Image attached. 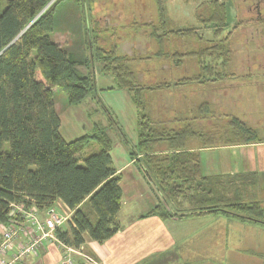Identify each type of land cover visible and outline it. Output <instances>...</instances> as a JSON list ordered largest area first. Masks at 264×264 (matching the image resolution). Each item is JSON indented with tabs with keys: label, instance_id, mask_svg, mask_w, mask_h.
Listing matches in <instances>:
<instances>
[{
	"label": "trees",
	"instance_id": "trees-1",
	"mask_svg": "<svg viewBox=\"0 0 264 264\" xmlns=\"http://www.w3.org/2000/svg\"><path fill=\"white\" fill-rule=\"evenodd\" d=\"M59 1L6 0L0 10V223L8 220L11 202L34 203L38 209H45L59 199L71 211L69 219L55 229L64 243L79 247L86 239L103 242L120 230L116 215L121 207V177L113 166L112 139L106 126L97 122L91 133L64 140L52 98V90L57 88L73 104L95 90L93 70L88 66L94 59L100 63L102 73L112 76L113 87L131 95L137 114V139L136 150H130V155H140L136 161L145 175L153 176L173 197L187 200L192 205L190 213L222 211L245 217L243 213L252 210L257 215H251L264 218L259 203L239 201V195L233 194L241 189L239 185L255 181V173L203 175L196 149L263 141L255 128L232 114L225 115L221 126L212 124L213 112L204 107L206 104L183 116H178L184 113L179 111L161 119L152 114L145 97L149 89L211 80L206 77L209 71L216 74L213 79L227 74L232 33L217 39L227 25L224 0H210L208 12L198 13L204 25H212L216 40L210 43L197 34L195 27L168 29L164 0H153L156 21H134L124 27L154 37L159 43L155 57L172 58L177 66L184 57H194L197 62L198 72L194 74L150 85L140 83L137 69L131 67L145 59L144 55L120 54L116 32L105 30L98 20L91 59H77L69 48L52 41L49 34ZM74 1L82 4L85 0ZM189 37L193 38L194 48L184 52L175 48L166 51L161 44L164 39ZM208 56L219 61L208 62ZM197 116L204 120L200 127L193 124ZM92 140L99 147L85 153ZM227 200L232 201L223 204ZM163 209L158 203L143 216L164 219L168 213Z\"/></svg>",
	"mask_w": 264,
	"mask_h": 264
},
{
	"label": "rangeland",
	"instance_id": "rangeland-1",
	"mask_svg": "<svg viewBox=\"0 0 264 264\" xmlns=\"http://www.w3.org/2000/svg\"><path fill=\"white\" fill-rule=\"evenodd\" d=\"M250 1L251 0H245V2L242 0H224L227 10V25L217 39L227 35L229 31L232 33L229 41L231 45L233 44V48L232 46L230 48L235 52L234 57L238 56L240 53H246L245 50H253L250 42L261 40V37H264L263 22L258 23L261 24L259 28L257 26L258 24L250 22L255 19L254 13L250 11L248 13L243 10L244 6L250 3ZM5 5L6 0H0V10H3ZM106 6L116 8V10L121 13H129L131 16L130 19L124 17L116 21V24H124L131 20L139 21L140 18L138 14L141 11L151 10L152 1L96 0L92 3L91 1L85 0L82 4H79V2L74 0H61L55 5L53 29L49 34L50 38L52 41H59L62 46L69 44L71 47L68 45V48L73 50L77 59H91V52L94 51L96 45L94 38L98 34L96 32L98 27V22L96 20L99 19L98 21L102 23V18L100 19L99 16L104 13L103 10ZM165 6L167 9H170L169 15L167 16L168 26H175L178 24L184 27H190V24H192L197 34L203 37L205 42H208L207 39L216 40L213 35V28H211V31L206 28L208 26L212 27V25L209 23L204 25L198 19V13L206 14L210 9V0H165ZM177 8L179 12L176 15ZM121 28L122 27L118 28L117 33L119 35L121 34ZM125 31L126 32L122 33H129L130 36L135 33L127 29ZM140 31L136 32V34L138 35ZM250 31L254 32L251 34ZM143 38L147 39V37H142V40ZM245 40H248L249 44H246ZM147 43H149V46L146 54L152 51L154 52L155 43L149 41H147ZM167 43L170 44L166 45V51L175 48L179 52H184L186 49L194 48L192 37L187 39L178 38L177 40L168 38ZM241 45H243V49ZM244 47H246V49H244ZM205 60H209V58ZM169 61L172 63L171 59ZM184 61L185 67H191V71H189L191 74L194 68V65L191 64L193 61L187 57H184ZM187 61L190 62L186 64ZM144 64L143 60H140L136 64L134 63V65L132 63L131 67H143ZM88 66L89 70H93L95 88L97 90H93L80 102L73 104L69 103L63 91L57 88L53 89L52 98L54 105L63 117L61 132L66 138H74L83 133L89 134L92 132L90 127L85 126L81 128V133H79V135L69 137V135L66 134L68 127L65 124L64 115L65 111L71 108L74 116L79 119L83 117L82 119L85 122L87 121L89 125L93 124L91 123L92 121L99 120L103 126H106V131L112 139L111 153L114 157H127L128 159L130 157V150H136L137 114L135 106L129 98H126V95H129L126 90L115 87L109 90L106 88L101 89L114 82L112 76L101 72L100 63L98 61L94 59L88 63ZM235 66L236 65L229 66L227 71H236ZM206 92H209V90L206 89ZM211 94L214 96L217 95V100H220L221 91L212 90ZM246 95L248 97L250 92L248 94L246 93ZM245 100H247L251 106H255V94L249 96L248 99L245 98ZM203 101H205V98L202 96L200 102ZM209 103L211 106L210 110L213 112L210 118L212 124L215 123L221 126L227 118L225 117L226 114H236L232 113L234 107H221L219 101H209ZM246 108L256 110L252 111L254 115L257 113L258 107ZM184 114L185 112L178 114V116H183ZM194 115L188 114L187 116ZM245 122L248 126L255 128L259 136L264 138V119L258 124L256 119L247 118ZM212 128L217 129L215 127ZM98 147L99 144L97 141L92 140L85 148V153L92 152ZM142 179L147 182L146 190L148 194L151 195L153 202H155L154 204L160 203L166 215L168 213L164 218L165 225L176 244L173 251L168 254V257L166 258V256H164L163 261L156 263L155 261L157 260H154V262H150L153 260H147L142 264H264V218L253 216L254 214L257 215L256 212L250 210V214L243 213L245 217H240L235 213L221 211H209L203 214L190 213L192 205H190L187 200L175 198L170 195L167 190L163 189L157 183L153 176L143 174ZM258 182L264 186V174L261 175V178H256L255 181L248 185H239L241 189L233 191V194L239 195V201L244 200L245 202L259 203L263 209V214L261 216L264 217V190L261 192L257 190ZM142 197L141 203L139 199H126L121 215H124L128 219L146 209L148 206L142 202L145 200L146 196L143 195ZM230 201L232 200L224 201L223 204L229 203Z\"/></svg>",
	"mask_w": 264,
	"mask_h": 264
},
{
	"label": "crops",
	"instance_id": "crops-1",
	"mask_svg": "<svg viewBox=\"0 0 264 264\" xmlns=\"http://www.w3.org/2000/svg\"><path fill=\"white\" fill-rule=\"evenodd\" d=\"M151 1V10L148 9L141 11L138 14V17L140 18L138 22L148 23L150 21L157 20L158 13L156 5L153 0ZM169 11L170 9L166 8L164 0V16L167 21ZM103 12L104 13H102V15L100 14L99 18H102V26L105 30H110L111 33L114 31L116 32L115 35L119 38V41L117 42L118 52L120 54H126L129 56L144 55V66H139L136 68L137 80L143 81L140 83L150 85L158 81H174L178 78L190 75L189 71H191V67H185L184 59L177 66L174 64L172 58L153 56V53L159 46V43L154 37L142 31H140L138 35L135 32L132 36H130L129 33H122L126 32V28L124 27L128 26L134 21H127L124 24H116V21L124 17L130 19L131 16L129 13H121L117 11L116 8H110L107 6ZM178 12L179 11L177 8L176 15ZM250 22L258 24L262 23V20H260L258 17L254 20H251ZM257 26L260 28L261 24H258ZM119 27H122L120 35L117 33ZM168 27H170L168 29L185 28L184 26L178 24ZM190 27L194 26L190 24ZM206 28L210 29L211 31L210 26ZM250 32L252 34L254 31ZM112 37V40H114L115 36L113 35ZM142 37H147V39L143 38L142 40ZM147 41L155 43L156 46L154 52L152 51L146 54L147 48L149 46ZM207 41L210 43L212 39H207ZM55 42L62 46L59 41ZM167 42L168 39H164L161 44L165 46L170 44ZM245 42L246 44H249L248 40H245ZM250 43L252 44L251 48L253 50H245L246 53H240L235 57V52L233 49H231L232 55L229 66L236 65V71L226 70L227 74L221 76L220 79H213L215 78L216 74L209 71L206 77L211 80H206L204 82L193 81L185 85L170 86L168 88H158L153 90L149 89L146 91L145 96L147 107H150L153 115L161 117L162 119L168 118L179 111L191 113L195 107H201L203 104H206L204 107H211L209 101H219L221 107H234V111L232 113L236 114L232 115L239 117L244 122L247 118L253 120L256 119L257 124L262 122L264 119V37H261V40L251 41ZM68 45L63 47L68 48L70 46ZM229 46H232L233 48V44L231 45L230 41ZM241 48L243 49V45H241ZM244 49H246V47H244ZM187 58L193 61L191 63L194 65L192 73L194 74L195 72H198V66L195 58ZM208 58V62L219 61L211 60V56H208L206 59ZM170 59L172 60V63L169 61ZM188 62L190 61H187L186 64H188ZM80 69L84 70V67H80ZM113 85L114 83L109 84L101 89L106 88L109 90L113 88ZM206 89L209 90V92H206ZM212 90L221 91V98L219 97L220 100H217V95L214 96L211 94ZM249 92V96H253V94H255V106H251L249 102L245 100V98H249V96L247 97L246 95V93L248 94ZM202 96L205 98V101L200 102V98ZM126 98H129L132 102L130 94L126 95ZM246 107H258L257 113L254 115L252 111L256 110H251ZM72 112V109L69 108L65 111L64 115L65 124L68 127L66 134L69 135V137H73V135H79V133H81L82 127L88 126L90 129H92L94 123H99V120H94L91 122L93 124L89 125L87 121L85 122L82 119L83 117L79 119L78 117L74 116ZM58 115L60 118L59 131L64 140L70 141L82 136L83 134H86L82 132L83 134L75 136L74 138H66V136L61 132V123H63V117L59 112ZM193 120L196 124V127H200L204 122V120H202V118L200 119L199 116H197V118H193ZM206 121L207 120H205V123ZM196 149L198 151L201 172L203 175L226 176L254 172L255 177L259 179L261 178V175L264 174V140L261 142L203 147ZM139 156V154L135 155L134 157H131L130 155V157L127 159V157H114L111 153L113 166L116 168L121 177V207L116 215L121 228L118 232L103 242L86 239V241L80 246L82 253L90 256L98 264H142L147 260H153L150 262L157 260L155 262L159 263L160 261L164 260V256L167 258L168 254H170V252L173 251L174 247L176 246L173 237L165 225L164 219L158 217L157 215L143 216L156 204H154L155 202H153L151 195L148 194L146 190L147 182L142 179L144 174L143 169L138 166L136 161V158ZM258 183L257 190L261 192L264 190V186H262L260 182ZM143 195L146 196L145 200L142 201L146 204V206H148L146 209L142 210L139 214H135V216H131L128 219L124 215H121L126 199H139L141 203V198H143ZM49 206L59 214H65L68 212L70 213V210L59 199H55ZM39 210H41L40 215L43 216L44 209ZM21 240L23 241L24 239L22 238ZM60 257L61 249L54 241H51L40 246L36 253L28 254L24 258L18 260L15 264H56ZM73 257L75 264H89L81 255L74 254Z\"/></svg>",
	"mask_w": 264,
	"mask_h": 264
},
{
	"label": "built area",
	"instance_id": "built-area-1",
	"mask_svg": "<svg viewBox=\"0 0 264 264\" xmlns=\"http://www.w3.org/2000/svg\"><path fill=\"white\" fill-rule=\"evenodd\" d=\"M40 212L34 203L20 201L9 204V218L5 223H0V264H15L51 241L61 249V257L56 264H75L74 254L83 256L89 264H98L83 254L80 246L73 247L56 236L55 229L69 219L71 211L59 214L49 206L43 210V216Z\"/></svg>",
	"mask_w": 264,
	"mask_h": 264
},
{
	"label": "flooded vegetation",
	"instance_id": "flooded-vegetation-1",
	"mask_svg": "<svg viewBox=\"0 0 264 264\" xmlns=\"http://www.w3.org/2000/svg\"><path fill=\"white\" fill-rule=\"evenodd\" d=\"M245 2V0H242ZM245 12L249 11L251 13H254V17L262 20L264 24V0H251L250 3L246 4L243 8ZM263 12H262V11Z\"/></svg>",
	"mask_w": 264,
	"mask_h": 264
}]
</instances>
